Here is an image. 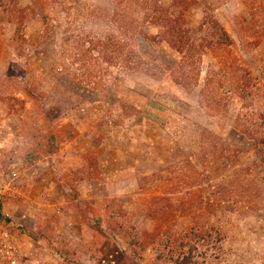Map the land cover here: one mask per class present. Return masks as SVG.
Returning <instances> with one entry per match:
<instances>
[{"label":"rangeland","instance_id":"374dc122","mask_svg":"<svg viewBox=\"0 0 264 264\" xmlns=\"http://www.w3.org/2000/svg\"><path fill=\"white\" fill-rule=\"evenodd\" d=\"M0 16V226L13 259L176 264L194 244L198 264H264V162L243 132L264 138V0H0ZM25 64L41 106L3 84ZM190 191L195 217L148 216L157 196ZM195 221L215 227L217 256L177 240Z\"/></svg>","mask_w":264,"mask_h":264},{"label":"trees","instance_id":"16d2710c","mask_svg":"<svg viewBox=\"0 0 264 264\" xmlns=\"http://www.w3.org/2000/svg\"><path fill=\"white\" fill-rule=\"evenodd\" d=\"M179 0H176L178 2ZM4 12L1 14L2 16L10 17L12 11L10 7L4 8ZM160 12V11H159ZM7 13V14H5ZM25 13V11H23ZM21 14L19 21L23 22L25 17ZM0 16V18H2ZM162 19V18H161ZM167 21V20H166ZM215 30L217 31L218 35L221 36V39L225 42V44H229V38L227 37L226 33L215 23V26H213ZM18 45V44H17ZM30 64H25V75L19 77H8L6 74L3 76V81L5 83L3 84H13L14 86H17L16 89L23 94L24 97L28 98L33 104L36 106H41L43 102L44 93L40 91L37 87L35 76L33 75V71L31 70ZM260 126L264 127V123H262ZM244 133L249 138L254 139L255 148L257 150V155L264 162V138H262L260 141H257V134L251 131L250 129H244ZM45 139L47 143H49V147L46 150L47 155L52 156L55 153L59 151V145L62 142V138L59 134V132L54 129L48 133V135L45 136ZM189 185V184H187ZM174 200V202H173ZM171 199L169 197H160L157 196L153 202L155 203V208L151 209L148 213V216L154 217L155 219H165L169 220L170 218H175V215H181V216H193L195 217L196 211L200 210L202 207V196L200 192L198 191H190L187 192L186 196H182L180 198ZM115 201L111 200L108 201L104 205V214L108 215L110 204H113ZM78 208H81L79 211V217L81 222H87V217L90 212H92V208L87 203H78ZM1 209V208H0ZM111 217V216H110ZM112 220V217L110 218ZM94 229H98L100 232V228L98 225L94 226ZM169 233V232H168ZM177 234V240L181 242L182 244L183 240H192L194 242L202 241L204 244V247L207 246V252L211 253V255L217 256L214 253L219 252V248L217 247V242L219 240L218 235H215V227L211 225L210 223L207 224H200L198 222H194L193 226L184 234ZM215 235V236H213ZM152 238L148 241L151 242ZM190 245V243H188ZM197 247L194 246V244H191L189 246V252L188 254H185L181 256L179 259H176L174 263L176 264H198L195 261H193L194 257L196 256ZM125 255V254H124ZM202 258L206 256V253H200L199 254ZM120 264H136L132 258L129 259L123 258L122 262Z\"/></svg>","mask_w":264,"mask_h":264},{"label":"built area","instance_id":"2783aa9c","mask_svg":"<svg viewBox=\"0 0 264 264\" xmlns=\"http://www.w3.org/2000/svg\"><path fill=\"white\" fill-rule=\"evenodd\" d=\"M10 239V235L9 232L7 230H4L1 226H0V246H2V250H0V253L3 252L4 256H10L9 258V264H20V262L14 258L13 253H15L14 248L10 245L9 242ZM3 244V245H2Z\"/></svg>","mask_w":264,"mask_h":264}]
</instances>
